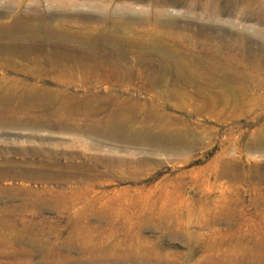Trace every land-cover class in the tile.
Wrapping results in <instances>:
<instances>
[{
  "label": "rangeland",
  "instance_id": "obj_1",
  "mask_svg": "<svg viewBox=\"0 0 264 264\" xmlns=\"http://www.w3.org/2000/svg\"><path fill=\"white\" fill-rule=\"evenodd\" d=\"M175 1L0 0V78L6 73L33 87L44 82L74 96L100 94L105 119L119 108L172 114L180 106L174 90L199 88L191 76L180 80L174 71L159 74L164 87L149 88L152 72L134 67L135 45L125 48L121 63L133 68L123 83L106 64L96 72L79 66L70 77L61 72L72 65L68 59L44 56L74 47L60 42L118 27L112 33L124 39L155 37L170 46L173 57L180 51L200 62L207 84L202 87L207 100L197 97L173 113L185 121L178 126L195 137L182 158L56 129L70 124L63 120L0 131V264H264V152L245 149L246 143L264 139V0ZM102 11H111V18L75 17ZM161 12L165 18L192 12L206 26L215 15L212 25L219 30L193 28L199 36L187 40L183 30L154 22ZM140 13L147 18H131ZM44 59L54 65L42 67L54 66L57 72L23 75L22 68ZM160 59L147 54L142 60ZM20 88L22 95L32 93ZM90 123L76 120L82 128ZM88 145L97 147L89 152ZM42 162L51 165L43 169L91 167L107 176L90 187L87 180L28 175ZM5 163L10 166L3 168ZM111 169L137 177L108 176Z\"/></svg>",
  "mask_w": 264,
  "mask_h": 264
},
{
  "label": "bare ground",
  "instance_id": "obj_2",
  "mask_svg": "<svg viewBox=\"0 0 264 264\" xmlns=\"http://www.w3.org/2000/svg\"><path fill=\"white\" fill-rule=\"evenodd\" d=\"M167 2L178 4V1L175 0H167ZM111 16V11H102L101 15L75 14V17H82L85 20L88 18L109 20ZM127 17L130 18V16ZM131 18H140L144 20L147 18V15L140 13ZM152 19L156 24L183 30L184 34L189 35L187 36V40H190V36H199V30H193V28H199L201 30H219V27H213L212 25L216 21L215 15L208 18V21L210 22L208 26L200 23V21L204 20L202 16H196L192 12L183 13L179 16L169 18H165L164 14L161 12L154 15ZM108 30L109 31L105 32L103 35L101 33H96L94 37L90 38L73 37L68 39L66 43H62L60 40V43L57 45H74V47H76L71 49L59 48L55 51L53 50L49 52L45 51L44 56L49 57L51 55H57L68 59L69 63L72 65L65 69H61V72L70 77L73 76L74 69H78L79 66L82 65L86 66L82 67L84 70L93 72H96L98 69L107 65L110 70L115 73L116 81L123 83L127 79V73L133 68L121 63L123 55L126 54L125 48L126 46L132 47L135 45L139 51L135 53L138 62L134 67H137L145 74L149 71L152 72L153 81L147 84L149 88L158 89L166 85V82H163L160 79L159 74H161L162 71L178 72L180 80H186L185 78L187 75L191 76V82L199 88L193 92L180 91L179 93L176 92L177 90H174L175 98L179 101L180 106L174 108L173 113L181 111L188 104H193L192 102H195L193 99H196L197 97L199 101L202 99L207 100L205 96L202 95V87H205L207 84L203 83L201 80L204 73L201 69L200 62H194L192 59H188L184 54H180V51L177 53V56L173 57L172 54H174V52L171 54L170 46L165 43V41L162 42L155 37L150 38L149 41L142 38L140 41L138 40V42H136L137 39H134L136 42L134 43V40L131 38L124 39L123 37L112 33V31L118 30V27L108 28ZM2 38L3 41L8 40L5 35H3ZM184 42L187 43L185 40ZM107 50L110 51L108 52ZM4 54L7 55L6 53ZM147 54H154L161 59L154 61L142 60ZM74 55H78L82 60H79L80 62L74 61ZM50 61L51 60L48 59H44L43 61H33L30 66L22 68L21 71L23 72V75L31 77L36 75L44 76L46 73L57 72L54 66L49 69L42 67L43 64H47V62L49 65H54L51 64ZM4 66L3 69L5 70L7 65L4 64ZM20 87H24L29 91L31 90L30 92L32 93L22 95L19 93V90L21 89ZM166 95L169 96L168 93H166ZM104 100L105 97L100 94L82 96L70 95L64 93L59 88L50 89V85L44 82L38 87H33L29 83L19 81L14 82L10 79L8 74L4 73L0 78V131L7 132L13 127L22 125L36 127L45 126L49 123L50 119H56L70 123L68 125L58 126L56 129L78 131L81 134H89L90 136L92 135L102 140L116 139L125 144L147 146L148 150L154 153L165 152L170 153L173 157L182 158L185 155H188L191 151V143L189 139L193 135L190 133L191 131L179 127L185 122L180 117H177L173 113L164 114L157 110H132L119 108L114 110L113 113L108 116V119H105L100 116V114L106 110ZM13 103L16 104V107H11ZM199 104L195 103L194 105L199 108ZM79 117L91 122L88 127L82 128L76 124V120H78ZM135 122L140 124L145 122L148 124L142 129H137L133 126ZM180 122L181 124L178 126V123ZM69 147L70 149L74 148L73 146ZM96 147L97 146L88 145L87 147H84V150L90 148L96 149ZM245 149L251 152L263 153L264 139L260 138L257 141L254 140L253 143H246ZM100 161L104 160L100 159ZM216 161L221 163L220 159H216ZM107 162L110 166H114L113 161L108 160ZM9 166L10 164L5 163L3 168ZM46 166L51 165L42 162L40 164L41 169H34L29 172L28 175L38 179L43 178L52 181L72 182L87 180L90 183L88 184L90 187L100 185L101 179L107 176L101 173L99 169H92L91 167L43 169L46 168ZM217 168L224 169V167L221 166ZM113 170L114 169H111L112 172H110L108 176H119L121 179L126 177H137L135 173L126 169L117 172Z\"/></svg>",
  "mask_w": 264,
  "mask_h": 264
}]
</instances>
